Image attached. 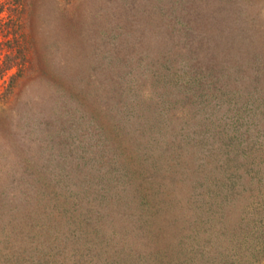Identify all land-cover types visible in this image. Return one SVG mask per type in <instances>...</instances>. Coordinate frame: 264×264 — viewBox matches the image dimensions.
Here are the masks:
<instances>
[{"label":"rangeland","instance_id":"rangeland-1","mask_svg":"<svg viewBox=\"0 0 264 264\" xmlns=\"http://www.w3.org/2000/svg\"><path fill=\"white\" fill-rule=\"evenodd\" d=\"M24 4L0 264H264V0Z\"/></svg>","mask_w":264,"mask_h":264},{"label":"trees","instance_id":"trees-1","mask_svg":"<svg viewBox=\"0 0 264 264\" xmlns=\"http://www.w3.org/2000/svg\"><path fill=\"white\" fill-rule=\"evenodd\" d=\"M25 0H4L1 6L8 11L6 20H3L1 25L0 36V57L3 54L4 59L0 64L1 74L4 71L11 69L15 65L20 66L19 72L25 67L26 61H28V55L30 53V42L28 40V32L21 28V22L17 20L21 16V11L24 10ZM21 27V28H20ZM18 73H14L11 76V83H13L15 76Z\"/></svg>","mask_w":264,"mask_h":264}]
</instances>
